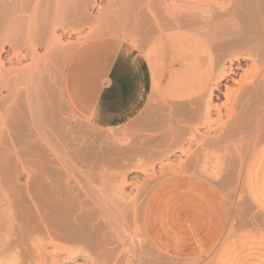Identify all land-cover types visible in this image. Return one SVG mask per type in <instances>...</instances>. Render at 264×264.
<instances>
[{"label": "bare ground", "instance_id": "6f19581e", "mask_svg": "<svg viewBox=\"0 0 264 264\" xmlns=\"http://www.w3.org/2000/svg\"><path fill=\"white\" fill-rule=\"evenodd\" d=\"M65 1L3 0L1 3L0 35L7 34L11 38L9 41L13 48V58L10 56L12 59L9 60L17 63L25 60L31 62L24 67L7 69L1 60V52L4 48L0 49V107L3 104L6 106L3 105L7 108L4 114L13 125L9 129L13 128L15 131V134L8 139L16 138L21 150L27 154L26 160H29L31 171L27 170L32 175L33 190L31 191L34 194L31 219L35 222V234L39 236L38 252L43 250V243L48 241L47 244H52L55 251L58 249L71 255L73 254L71 246L83 248L92 258L102 253L105 247L102 239L105 236L101 238L98 222L95 223V204H99L97 199L100 201L97 194L100 196L102 194L98 193L99 188L109 182V177L112 179L115 177L113 172L131 165L125 163L126 160L146 155L152 158L155 152L161 150L160 154L162 153L166 158L179 152L187 157L189 155L188 160L200 161L206 156L208 149L213 152L216 162H224L231 148L242 141L246 134L244 129L250 128L254 117L257 118L262 101L260 98L264 97V11L259 8L262 0H221L223 2L221 5L219 0H202L197 4L207 10L196 17L190 13L191 7L188 1L170 4L167 0H143L132 5L124 24L126 35L121 40V44L126 45V51L113 48L103 54L93 55L97 58V62L101 56L103 57L102 70L107 74L111 86L120 85L117 81H123L126 85V129L130 142L128 141V145H116L111 142L108 135H98L92 131L88 123L79 119H75L76 121L70 119L64 109L63 92L60 91L61 89H51L49 86L48 78L51 75L49 66L61 63L66 48L57 36V28L67 29L74 25L92 28L96 22L90 14V10L95 7V0H78L79 2L72 5L66 13ZM160 10L165 13L162 18L157 16ZM170 10H177L179 13L176 20L170 19ZM65 14L73 18L68 23H65L67 19ZM161 31L165 33L164 36H160ZM200 31H204L202 36L207 40V49L212 55L214 65L205 69L197 83L177 91L180 97L187 98L183 104L186 108L183 111L185 112L183 120L191 127L180 136L178 134L162 136L158 144L150 148L153 142L143 140L142 133L152 121L148 117L150 111L144 107L142 98L145 95V83L153 71L151 63L153 55L157 54L162 46L170 48L174 44H185L189 38H192L190 37L192 34ZM153 34L157 35L154 41L156 47L150 49L151 46L147 45ZM38 50H44V54L41 55ZM250 61L252 62L250 82L238 89L228 86L230 82H235L242 65ZM106 66L109 67L108 71L104 70ZM224 81L227 82L225 94L230 103L227 106L229 112L239 109L247 101L246 107L251 114L243 116L233 114L227 122L221 123L217 129H214V133L207 136L204 132L202 136L203 134L199 130L196 131V128L198 125H210V100L213 92L220 89ZM4 91L7 92L6 96H2ZM138 104H141L140 108ZM261 111L264 114L263 109ZM159 122L160 130L169 129V119L166 114L161 116ZM9 140H7L8 145H13V141L9 143ZM193 144L197 145L194 151L190 148ZM186 145L190 147L187 148ZM113 180L111 182H114ZM96 184L101 186L98 185L99 188H96ZM242 190L250 202L245 184ZM118 194L110 195L108 200L111 224L118 220L117 214L120 213H117L118 209L114 207V204L118 203ZM120 199L119 202L122 203ZM29 217L30 214L27 215V218ZM260 223L258 222V225ZM125 233L127 234V231ZM57 241L66 245L62 248L60 245H54L55 242L60 244ZM77 250L80 249H73V251ZM35 262L37 264L38 260ZM49 262L47 261V264Z\"/></svg>", "mask_w": 264, "mask_h": 264}, {"label": "rangeland", "instance_id": "374dc122", "mask_svg": "<svg viewBox=\"0 0 264 264\" xmlns=\"http://www.w3.org/2000/svg\"><path fill=\"white\" fill-rule=\"evenodd\" d=\"M187 1L190 3L191 7L190 13L195 17L207 10L205 7L198 6L197 3L202 0H167L170 4H181ZM262 1L260 4L262 7L259 5V8L264 11V0ZM2 2L3 0L0 1V5ZM77 2L79 1L66 0L64 2L65 13ZM141 2H143V0H95V7L90 10L91 16L96 20L92 28L79 25H74L67 29L57 28V36L60 38L62 44L66 46L65 54H63V60H61L60 64L49 66L51 70V75L48 78L49 86L51 89H61L60 91L63 92L64 109L68 113L69 118H72L74 121H76L75 119H79L88 123L92 131L98 135H108L111 138V142L116 145H128L130 142L126 129V85L123 81H117L120 85H108L106 83L107 74L102 70L103 57L101 56L99 62H97V58L93 55L97 53L103 54L108 51V49L113 48L126 51V45L121 44V40L126 35L124 24L127 14L132 5ZM218 2L220 5L223 3L221 0ZM169 14L171 15V20H176L179 17L177 10H170ZM157 16L158 18H162L161 16H165V13L160 10L157 12ZM65 17L67 18L65 23L73 19L67 14H65ZM203 32L204 31H200L192 34L190 36L192 38H189V41L185 44H174V46L170 48L162 46L157 54L153 55L151 62L153 71L145 83L146 90L144 98H142L144 107L150 111L148 117L152 121L142 133L143 140L153 142L150 148L155 147L162 136L169 137L175 134L180 136L186 133L191 127L183 120L185 114L183 111L186 109L183 104L187 98L180 97L177 91L197 83L200 75L206 71L205 69L214 65L212 55L207 49V40L202 36ZM164 35L165 33L161 31L160 36ZM3 37H6L5 39L6 41L8 40V43L2 41L5 40ZM156 38L157 35L153 34L150 41H148L147 46H151L149 47L150 49L156 47L154 42ZM9 40H11V38L7 36V34L2 33V35H0V41L4 43L3 45L0 42V49L4 48V53L1 52V60L2 63L4 62L5 67L7 69H9V67L20 68L29 64L31 62L30 60H25L22 63L9 60L13 58V48ZM38 51L41 55L44 54V50ZM93 63H96V65ZM250 64L252 65L251 61L246 65L243 64L242 69L238 71V75L235 77V82H230L228 86L233 87V89H238L242 85L250 82ZM108 68L109 67L106 66L104 70L108 71ZM226 84L227 82L224 81L221 84V88L213 92L210 100V125H198V128H196V131L199 130L201 134L205 132L204 134L209 136L210 133H214V129H217L221 123L227 122L228 118L233 116V114H237V116L251 114V111H248V107H246L247 101H245L239 109L232 111V113L229 112L227 106L230 103L225 94ZM5 94L7 95L6 91L2 93V96H6ZM107 96L109 97V102L106 103ZM260 99L262 100H260L261 105H259L261 106L259 107L260 113L257 115V118L253 116L254 121L251 127L244 129L246 130V134L243 136L242 141L231 148L228 158L224 160V162H216L213 152L208 149L206 156L200 161L188 160V158H190L189 155L187 157V155L179 152L166 158L163 157L162 153L160 154L161 150H159L160 152H155L152 158H148L146 155L126 160L125 163H131L129 167L113 172L115 176L113 179L116 178L117 180L114 181L111 177H109L110 179L108 178L110 183H107L113 187H110L106 183L102 186L98 184L101 186L99 188L96 184L95 187L99 188L98 193H102L101 196L99 194H97V196L100 201L104 203H101L97 199L99 204H95L97 213H95V223L97 224L98 222L97 225L100 230L101 238L105 236L102 238L105 244V249L103 248L102 253L105 250L104 254L108 253V257L100 253L92 258L83 248H73L71 246L72 252L75 255H68L66 252L63 251V253L58 249L55 251L52 244H47L49 243L48 241L43 243V250L38 252L39 239L37 238H39V236H37V233V235L35 234V222L31 219L34 210V194L33 191H31L33 190V188H31V186H33V183L31 184L32 175H30L27 170H30L29 160H26L28 159L27 154L25 151L21 150L20 143L18 144L15 136V139H13V137L9 138L10 140L8 139L12 134H15V131L13 128V131L9 129V127H13V125L12 122L9 123L8 117L4 114V110L6 112L7 108L3 107L4 104L1 105L0 264H36L35 261L37 260L44 264L50 261L48 264H51L55 259L57 263L59 262L58 264H60V262L61 264H196L194 262L181 263L178 259L161 253L149 239L145 228V208L150 195L160 183L176 176H197L216 185L227 200L230 222L235 218L238 219L239 224L234 225L232 228H237L239 230L254 227L264 228V215L251 205L246 199L245 193L242 192L250 158L253 153L264 144V129H262L264 123H261L264 122V114H262L263 112L261 111L262 109L264 111V106L262 105L264 104V97ZM231 100H233V98H231ZM140 105L138 104V108H140ZM99 109H104V112L100 113ZM163 110L165 111L162 112ZM179 111L181 113H179ZM163 114H166L167 119H169V129L167 130H160L159 128V120ZM259 115L261 117L260 122L258 121ZM89 128L88 130H90ZM200 133L199 135H201ZM204 134L202 136H204ZM5 139L9 140V143L13 141V145H17L15 146L16 148L11 144L8 145V141ZM188 145H186L187 148L190 147ZM17 148L18 150L20 149V151L16 150ZM190 148L194 151L197 145L193 144ZM24 156H26V158H24ZM27 164L28 166H26ZM187 165L189 166L186 167ZM117 174H120L119 177ZM108 180L106 179V181ZM112 180L114 182H111ZM89 186L93 187L94 184L93 186ZM116 188H118V190ZM120 189H122L123 192L122 190L120 191ZM109 191L110 193H108ZM117 191L120 193L118 194ZM105 192H107V195ZM111 193L113 195L117 193L119 197L118 203L116 205L114 204V207L118 209L116 210L117 213L120 212L117 214L118 223L115 220L116 224L115 221L111 224L112 221L109 214L110 202L108 200L110 199V195H112ZM103 195L106 196L103 197ZM243 195H245V197ZM120 196L124 200L120 199ZM119 199L122 203L119 202ZM28 214H30L29 218H27ZM258 222H261L259 224L260 226ZM104 223L106 224L104 225ZM118 226L119 229L117 230ZM125 231H127V234ZM101 232H103V234ZM107 236L108 238L105 239ZM35 242L37 245H35ZM57 242H60V244L55 242L54 245H60L61 248L66 245L61 241ZM60 246L59 249H61ZM73 249H80L81 251H73ZM51 254H54V256L47 257V255ZM42 257L44 258L42 259ZM49 257L51 260L48 259ZM39 258H41V260ZM45 259L47 261H44ZM38 262L37 264H41V262Z\"/></svg>", "mask_w": 264, "mask_h": 264}, {"label": "crops", "instance_id": "0c3cea01", "mask_svg": "<svg viewBox=\"0 0 264 264\" xmlns=\"http://www.w3.org/2000/svg\"><path fill=\"white\" fill-rule=\"evenodd\" d=\"M245 184L251 205L264 215V144L250 158ZM227 205L210 181L171 177L147 201L146 232L161 253L181 263L264 264V228H232L239 223L230 222Z\"/></svg>", "mask_w": 264, "mask_h": 264}]
</instances>
